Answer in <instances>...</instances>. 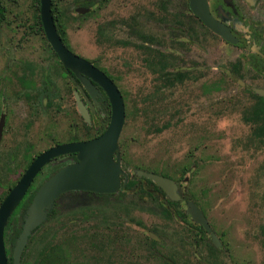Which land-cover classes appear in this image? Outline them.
<instances>
[{
  "label": "rangeland",
  "instance_id": "374dc122",
  "mask_svg": "<svg viewBox=\"0 0 264 264\" xmlns=\"http://www.w3.org/2000/svg\"><path fill=\"white\" fill-rule=\"evenodd\" d=\"M54 1L57 15L69 7L73 12V0ZM147 2L115 0L104 11L105 21L143 16ZM5 7L0 21V115L3 107L8 114L0 138V201L8 185L23 175L26 157L34 160L75 137H94L110 120V107L98 103L92 110L85 106L89 123L84 126L76 102L80 91L35 24L36 0H8ZM68 23L70 48L112 76L123 96V170L142 180L146 178L138 172L173 178L180 195L196 201L221 247L210 255L208 234L191 246L186 225L164 219L157 198L144 201L121 191L107 199L66 195L56 216L29 237L22 264H49L43 257L49 247L61 253L60 264H169V259L177 264H264V135L254 137L256 125L243 120L253 101L226 78L227 48L212 43L214 57L202 55L195 64L209 69L212 61L210 70L151 99L156 75L145 67L138 42L100 46L99 8ZM118 35L125 39L121 29ZM70 162L63 157L44 167L31 192ZM180 204L185 211V202ZM148 233L162 242L155 245Z\"/></svg>",
  "mask_w": 264,
  "mask_h": 264
},
{
  "label": "flooded vegetation",
  "instance_id": "af4514ba",
  "mask_svg": "<svg viewBox=\"0 0 264 264\" xmlns=\"http://www.w3.org/2000/svg\"><path fill=\"white\" fill-rule=\"evenodd\" d=\"M6 1L8 0H2V5L4 7V17L6 13ZM96 1L98 0H73V12H71V8L69 7L66 12L60 11V13H58L57 15L56 10L54 8V3L56 2L54 0H51V14L53 16L57 33L65 47L70 52L82 59H85L81 57L77 52H74L68 44V22L76 20L77 17L91 15L97 8H99V27L97 30L99 33V45L102 47H118L119 45L129 46L131 45V42H138L137 47L140 50V53L143 55L142 60L144 62L145 67H147L151 73L156 75L157 83L155 85L153 93H151L150 96L151 99H154V94L159 93L162 89H168L183 85L186 81H192L194 79H197V74L205 73L207 69L206 66H199L195 64H197L198 60L201 58L202 55H207L208 57L213 58L215 54V48L214 46L210 47V45L212 43H222L227 48V62L225 72L226 78L230 83H233L238 90H241L251 99V101H253V104L251 105L250 109H247L248 112H244L243 120L246 123L256 125L252 132L253 136L258 138L255 134V130L259 125L262 124L263 120L261 113L259 114V117H256L255 113L258 110H264V95L261 94V92H264V0H148L147 4L142 9L143 16L132 15L131 18L129 17L122 23L114 19H109V21H105L104 11L115 0H99V7L98 2ZM80 10H84L85 12L81 13ZM199 14H204L207 19H209L212 23L221 28L224 33L228 36V39H225L215 31H213L210 27H208ZM38 17L40 19V0L38 3ZM59 19H63V22H59ZM35 24L38 25L37 18ZM120 29L123 34L122 36L125 39H120L118 35ZM42 33L45 37L43 27ZM46 43L49 50L52 52L54 57L61 65L63 73L71 77V79L74 81L75 87L79 89L81 94L82 99L80 97L79 99L83 102L85 106H87L88 110H92L93 105L98 106V103H105L110 107L108 98L103 92V90L98 87L99 93L96 96V101H94L86 93L85 88L83 87L81 82L76 78L73 72L63 67L62 63L58 59L57 54L47 42V39ZM89 62L94 67L103 72L115 84L112 79V76L107 74V72H105L102 68H98L97 66H95L91 61ZM211 62H208V64L210 65ZM209 65H207L209 68L207 70H210ZM103 93L107 98V102L104 101ZM4 108L7 109V107H3L2 110ZM87 124L88 123L85 121L84 126L86 128ZM106 128L103 129L102 133L106 130ZM102 133L83 140H79L77 137H75L71 141L66 143L88 141L97 138ZM63 157L71 159V162L68 164H71L76 161V154H69L52 160L46 166ZM61 168H59L56 172H58ZM40 172L38 173V175L40 174ZM123 172L126 174V177L121 176V185L117 193L120 191L124 194L125 192H128V194L133 196L136 195L141 200L146 201L147 199H150L152 202L155 201V198H157V204L159 206V210L161 212L162 217L166 220H170L172 218L179 219L180 221H182L186 225V230L191 233V246H195V241L199 245L200 234L202 233L200 227H203L200 224L191 220V218L185 212L186 209L184 211V214L163 213L164 209L168 211H173L172 207L175 206L174 204H179L181 206L182 204H180V202H185V208L187 207V204L189 202L193 203L199 208L195 200L193 201V199L191 198H186V196L182 197L180 195L179 186L173 180V178H171V180H173L177 185V194L179 195V200L174 201L169 199L165 191L152 180L148 178L142 180V178H135L134 176L129 177V175L124 170ZM150 172L151 174H156L159 176L163 175L157 174L156 171ZM38 175L35 177V179L38 177ZM34 181L32 182L31 186L33 185ZM187 181L188 178H185L184 183H186ZM146 184H149L151 188L147 189ZM117 193L96 194L83 191L66 192L54 201L51 212L49 213V215H51L50 219L48 218V215L46 221L40 227L35 229L32 235L37 232L46 222L50 221L53 217L56 216L58 207L60 206V203L62 204L63 202L62 197L66 195L83 194L90 195L98 199H107L110 197H114ZM141 194H143L142 197ZM122 198L123 197L121 196L120 199ZM164 198L166 199V201H164ZM76 201L84 200L77 198ZM67 202L68 200L65 201V203ZM205 218L211 228L212 233L215 234L206 216ZM203 230L206 234L209 235L210 242L215 246V244L211 240L210 234L204 228ZM147 237L152 239V241H154L156 245L162 242V238H160L157 234H153L152 237L151 233H148ZM215 247L220 251V247ZM53 248L56 249L55 247H49L44 253L43 257L45 258L46 254ZM61 259L62 258H60L58 261H49L48 263L60 264ZM167 262L169 264H177L176 261L171 259H169Z\"/></svg>",
  "mask_w": 264,
  "mask_h": 264
},
{
  "label": "water",
  "instance_id": "95a60500",
  "mask_svg": "<svg viewBox=\"0 0 264 264\" xmlns=\"http://www.w3.org/2000/svg\"><path fill=\"white\" fill-rule=\"evenodd\" d=\"M80 12L84 13L85 11L80 10ZM199 15L208 27L228 39L221 28L207 19L204 14ZM40 20L47 42L57 54L63 67L73 72L85 88L86 93L94 101L99 93L98 87L103 90L110 104L111 116L108 127L97 138L60 144L38 155L9 190L0 204V264H8L4 243V231L8 220L22 202L35 177L49 162L61 156L76 154L75 162L63 166L46 179L33 196L23 217L21 232L15 240L12 264H21L22 254L29 237L46 221L56 199L70 191L115 194L121 185V176L126 177L121 167L119 150V139L125 123V104L121 92L103 72L65 47L57 33L51 14V0H40ZM261 94L264 95V92ZM76 101L79 112L89 123V113L85 105L78 96H76ZM6 116L7 109L4 108L0 116V137L5 126ZM138 175L155 182L165 191L169 199L179 200L177 185L171 179L144 172H138ZM185 212L192 221L200 224L210 234L215 246L221 247V243L212 233L203 212L196 205L189 202Z\"/></svg>",
  "mask_w": 264,
  "mask_h": 264
},
{
  "label": "trees",
  "instance_id": "16d2710c",
  "mask_svg": "<svg viewBox=\"0 0 264 264\" xmlns=\"http://www.w3.org/2000/svg\"><path fill=\"white\" fill-rule=\"evenodd\" d=\"M37 4L39 3V0H36ZM53 13V10H52ZM4 17V7L2 5V0H0V21L3 20ZM56 19V18H55ZM37 23L39 25V30L42 31V27H41V22L39 17H37ZM58 27V26H57ZM59 30V29H58ZM103 97H104V101L107 102V98L105 96V94L103 93ZM262 114V120L264 121V110L260 111L258 110L255 115L256 117H259V114ZM103 131V130H102ZM101 132H98L97 135H99ZM255 134L258 135L257 137L260 138V140L262 139L261 137L264 135V125H259L257 127V129L255 130ZM32 159H29L28 157H26V161L28 163V165L31 163ZM33 161V160H32ZM28 167V166H27ZM26 167V168H27ZM185 172V171H184ZM184 174V173H183ZM15 185V183H13L12 185H8V191L6 192V194L3 196V198L1 199V201H3V199L5 198V196L8 194L9 190ZM33 186V185H32ZM32 186L30 187V189L28 190L27 194L25 195V197L23 198L22 202L19 204V206L16 208V210L13 212V214L11 215V217L8 220V224L5 228V230H10V233L6 235V232H4V243H5V248H6V254H7V258H8V264H12V249L13 246L15 244V240L18 237L19 233L21 232L22 229V224H23V217L25 215V211L27 209V207L29 206V204L32 201L33 196L35 195V193L37 192L38 188L34 189L31 192ZM31 192V193H30ZM0 201V203H1ZM175 206L172 207L173 211H168L166 209L163 210L164 214H170V213H176V214H184V211L182 212L178 206L176 204H174ZM49 215V219H50ZM201 230V234H200V238L201 240H203L204 238V234L205 231L203 230V228L200 227ZM7 243L9 244V248L6 247ZM156 245V243H155ZM209 253L210 255L215 254L216 252H218L219 250L210 242L209 240ZM214 256V255H213ZM212 256V257H213ZM61 258V254L58 252V250L56 249H51L47 254L46 257L44 258L45 261L49 262V261H58Z\"/></svg>",
  "mask_w": 264,
  "mask_h": 264
}]
</instances>
